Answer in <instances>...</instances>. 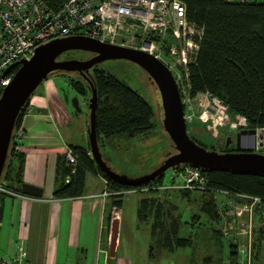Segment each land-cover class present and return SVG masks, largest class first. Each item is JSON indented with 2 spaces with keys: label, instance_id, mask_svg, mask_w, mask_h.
<instances>
[{
  "label": "trees",
  "instance_id": "trees-1",
  "mask_svg": "<svg viewBox=\"0 0 264 264\" xmlns=\"http://www.w3.org/2000/svg\"><path fill=\"white\" fill-rule=\"evenodd\" d=\"M186 3L187 18L204 28L196 60L188 66L189 96L195 98L198 94L205 93L217 98L226 106L230 117L240 115L245 118L246 129H262L264 132V3L236 5L223 0H186ZM16 70L17 67L10 73L13 74ZM90 80L97 92L95 125L100 151L103 138H134L151 133L153 111L142 96L108 71L96 66ZM70 85L76 95L85 100L90 96L88 85H84L82 81L70 79ZM28 103L29 100L19 113L14 129L21 126ZM190 138L207 148L196 138ZM12 145H9L0 184L8 191L22 194L23 155L14 150ZM70 149L76 158L75 170L73 173L70 171L64 155L59 187L54 192L56 198L81 196L87 173L101 176L106 181V189L111 192L148 188L145 197L139 201L138 220L147 221L148 214L152 216L151 233H163L160 244L167 250L172 251L176 247H187L190 244L191 239L178 235V222L172 221L166 231L165 209L157 196L171 191L188 196L193 191L153 189L169 183L165 174L139 187L119 184L96 166L89 148L70 146ZM261 150L264 151V145ZM232 151L236 149L227 152ZM262 151L259 153H263ZM103 159L105 160L104 156ZM202 173L211 191L197 193L223 195L220 192H226L228 194L223 196L234 198L235 195L242 194L264 200V175L229 170H202ZM67 178L69 182H66ZM2 194L5 193H0ZM123 196L110 197L113 205L120 207ZM202 210L211 220H219V214L212 203L204 204ZM229 251L233 257L231 260L236 263V246L230 244Z\"/></svg>",
  "mask_w": 264,
  "mask_h": 264
},
{
  "label": "built area",
  "instance_id": "built-area-1",
  "mask_svg": "<svg viewBox=\"0 0 264 264\" xmlns=\"http://www.w3.org/2000/svg\"><path fill=\"white\" fill-rule=\"evenodd\" d=\"M223 1L236 5L264 3V0ZM203 30V27L187 18L186 0H0V90L8 85L13 75L9 73L3 77L4 71L20 60H30L38 46L56 39L81 36L148 53L170 70L181 96L189 97L188 66L196 60ZM205 95L212 100L216 109L214 114L205 111L200 119L211 121L213 128L216 123L226 121L228 128L235 133L246 129L247 123L243 116L236 115L229 120L228 115L224 114L226 106L217 98ZM255 130L256 151H259L264 145V132L262 129ZM24 138L25 132L21 126L13 129L10 144H13L14 150H20ZM64 155L73 173L76 158L72 150L67 148ZM167 172L165 177L169 183L153 189L211 191L202 170L190 165H179ZM174 180L176 183H170ZM66 182H69L68 178ZM147 192L148 188L117 192L105 188L100 196L110 198ZM0 193L18 195L4 189L1 184ZM235 197L249 201L246 219L238 222L233 232L235 237H243V243L237 248V262L251 264L254 257V218L256 214L264 219V200L242 194ZM112 219L118 220L117 210L112 212ZM22 263L23 254L12 260L0 254V264Z\"/></svg>",
  "mask_w": 264,
  "mask_h": 264
},
{
  "label": "crops",
  "instance_id": "crops-1",
  "mask_svg": "<svg viewBox=\"0 0 264 264\" xmlns=\"http://www.w3.org/2000/svg\"><path fill=\"white\" fill-rule=\"evenodd\" d=\"M61 75L52 74L40 84L22 117L21 127L25 132L19 150L23 155L22 181L39 188L42 195H0V254L8 260L23 254L22 264H115L110 259L116 256L121 237L117 233L114 256H110L112 212H118L119 229L123 197L120 207L113 205L111 198L101 197L106 188L105 180L91 173L86 175L81 196H54L66 149L70 146L89 148L88 123L84 118L79 119L69 104V94L80 96L72 89L70 79L60 78ZM81 98L83 103L85 98ZM247 206L248 202H236L233 208H228L234 221L246 219ZM137 231L138 226L135 243ZM221 239L223 245L226 244V236ZM231 239L237 251L243 237L232 235ZM192 245L193 241H190L188 246ZM253 247L251 264L264 259V219L256 214ZM194 254L188 264H238L231 260L230 251L225 248L222 259L217 257L215 262L202 263L198 254ZM155 257L152 252L146 255L149 261ZM131 264L137 263L132 259Z\"/></svg>",
  "mask_w": 264,
  "mask_h": 264
},
{
  "label": "rangeland",
  "instance_id": "rangeland-1",
  "mask_svg": "<svg viewBox=\"0 0 264 264\" xmlns=\"http://www.w3.org/2000/svg\"><path fill=\"white\" fill-rule=\"evenodd\" d=\"M90 56L91 54L88 52L71 51L61 55L59 59L87 60ZM96 68L106 70L118 80L126 83L146 100L153 111V129L150 134L134 138L123 136L103 138L101 144L102 154L108 165L120 174L131 178L149 174L160 165L168 154L174 153L172 143L162 126V108L158 92L147 74L129 61L108 60L97 65ZM93 70L90 71L91 75ZM60 78L65 80L68 78L76 79L87 85L77 73H63ZM69 95V104L72 107L71 101L75 96ZM88 97L89 95L85 100V104L88 102ZM78 99L81 112L76 113V116L79 119L84 118L88 123V106L82 103L81 97ZM182 101L187 130L191 137L206 145L208 150L219 153L235 150V142H230L227 147L225 146L227 139L233 138V141L235 139V132L228 128L226 121L216 123V127L213 128L211 121L204 122L200 119L205 111L214 114L216 109V106L207 95L198 94L195 98L182 97ZM224 114L228 115L229 120H232L227 110ZM219 124L222 125L219 126ZM208 126L211 128L209 129ZM260 151L262 150L258 152ZM262 152L264 153V151ZM141 197H145V194L132 193L123 196V206L120 209L121 220L118 229L121 244L118 247L116 256L110 259V262L131 264L132 259H134L137 264H188L194 252L196 253L195 256L198 254V260H202V263L211 262L209 260L215 262L217 257L221 258L224 248L229 251L230 244H234L231 236L238 222L234 221L233 213L228 208H233L236 202L249 203L248 200L243 198H231L218 193L202 194L194 192L188 196L177 191L160 193L157 198L163 203L165 209L166 231L169 229L171 222L176 221L179 223L178 235L191 239L194 244L187 247H176L170 251L161 247L160 239L163 237V233L157 232L154 235L151 233L153 218L150 214H148L147 221H138L137 209ZM208 203L215 206L219 214L218 221L211 220L202 210L204 204ZM137 226V243H135ZM236 230L238 229L236 228ZM224 235L227 241H225V247L221 239ZM148 252H152L156 257L149 261L146 258ZM254 264H264V259Z\"/></svg>",
  "mask_w": 264,
  "mask_h": 264
},
{
  "label": "water",
  "instance_id": "water-1",
  "mask_svg": "<svg viewBox=\"0 0 264 264\" xmlns=\"http://www.w3.org/2000/svg\"><path fill=\"white\" fill-rule=\"evenodd\" d=\"M71 51L88 52L93 56L87 60L59 59L61 55ZM108 60H125L141 68L159 95L162 126L172 143L174 153L167 155L157 168L143 176L131 178L114 171L103 159L100 151L95 125L97 92L90 80L89 70ZM16 67L17 70L13 73L10 82L0 91V179L19 113L40 84L48 76L57 72L77 73L87 83L90 91L86 130L89 153L96 166L107 177L119 184L139 187L179 165H190L205 171L229 170L264 175V153L256 151L257 131L255 129H241L235 134L234 141L227 139L225 146L235 142L236 152L219 153L207 150L190 138L178 85L170 70L148 53L75 36L52 40L38 46L30 60H20L10 65L4 71L3 77ZM71 104L76 113L81 112L77 96L72 99ZM21 193L32 197L42 195L39 188L28 184H22ZM117 233L118 220L114 219L111 224L110 256H114Z\"/></svg>",
  "mask_w": 264,
  "mask_h": 264
},
{
  "label": "flooded vegetation",
  "instance_id": "flooded-vegetation-1",
  "mask_svg": "<svg viewBox=\"0 0 264 264\" xmlns=\"http://www.w3.org/2000/svg\"><path fill=\"white\" fill-rule=\"evenodd\" d=\"M92 56H93V54H91V56H90L89 58H91ZM89 58H88V59H89ZM93 69H94V67H93L92 69L89 70V73H90V71L93 70ZM90 75H91V73H90ZM236 133H237V132H236ZM236 133H234V134H236ZM232 140H233V138H232ZM232 143H233V142H232ZM232 152H236V151H232Z\"/></svg>",
  "mask_w": 264,
  "mask_h": 264
},
{
  "label": "bare ground",
  "instance_id": "bare-ground-1",
  "mask_svg": "<svg viewBox=\"0 0 264 264\" xmlns=\"http://www.w3.org/2000/svg\"><path fill=\"white\" fill-rule=\"evenodd\" d=\"M206 117L208 116V114L205 115Z\"/></svg>",
  "mask_w": 264,
  "mask_h": 264
}]
</instances>
